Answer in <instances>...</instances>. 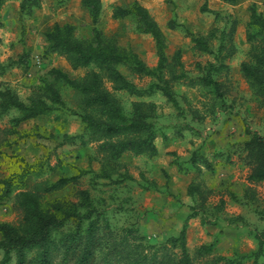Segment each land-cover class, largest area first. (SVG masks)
Here are the masks:
<instances>
[{"label":"rangeland","instance_id":"374dc122","mask_svg":"<svg viewBox=\"0 0 264 264\" xmlns=\"http://www.w3.org/2000/svg\"><path fill=\"white\" fill-rule=\"evenodd\" d=\"M134 1L148 10L161 29L165 37L167 61L172 64L176 52H179L182 70L188 78L202 76L206 64H215L216 61L211 54L198 51L185 30L196 37H204L213 52L221 32L226 37L231 23H234V30L224 39L221 51V54L230 53L222 60L227 69L215 78L221 84L223 100H216L209 87L190 86L182 80H174L170 85L179 105V108H175L159 92L149 98L138 99L112 91L110 84L105 82V87L114 94L125 111L132 101L155 103V121L159 130V136L154 140L157 155L149 157L126 152L118 160L116 171L110 179L92 182L86 175L77 184L67 185L44 196V200L75 202L77 190L87 189L93 205L105 214L111 229L136 228L137 234L149 243H161L165 238L176 235L193 207L198 209V216L188 220L186 229V246L191 255L198 246L213 240L212 256L231 258L249 252L255 247L250 230L264 229V182L251 185L254 197L244 204L230 200L228 193L233 192L241 197L243 189L249 186L246 180L248 169L232 152L236 144L244 139L243 124L264 134V111L251 94L240 71V63L249 58L250 45L245 36L248 8L255 3L263 13L264 0H237L234 4L222 0H100L101 14L96 28L102 34L113 36L119 46L131 50L147 66L153 67L157 57L151 37L136 33L129 18H113L111 15L114 6L126 7ZM204 3L211 12L201 11ZM17 6V0H7L0 9V88L9 87L25 101L32 87L50 68L60 69L71 78L81 77L85 69L72 70L63 56L44 58L41 53L44 45L42 33L55 23L73 25L75 36L80 40L91 38L92 24L80 0H39V7L21 23L24 28L21 41ZM170 20L183 27L168 28L167 22ZM23 48L29 52L28 69H2ZM118 69L138 86L150 81L133 75L125 67ZM175 71L178 73V69ZM168 75L167 70L165 76ZM56 87L65 104L76 109L81 96L60 82L56 83ZM13 114L11 112L0 119V178L18 172L20 159L33 163L48 155L51 156V165L56 163V159L60 165L41 179L53 181L59 176H70L75 173V168L99 171L100 156L95 152V144L82 148L76 144L55 147L61 135H73L79 131V123L74 116L55 113L21 123L18 127L20 130L27 131L37 126L43 136L52 137L18 140L13 144L14 137L5 132L9 126L8 119ZM196 148L213 160L212 173H180L170 164L174 158L172 154L186 159ZM165 176H168L167 183ZM33 181L34 178H30L28 184ZM197 182L206 192L203 208L197 207L196 202L186 194L188 185ZM151 183L156 185V190L150 187ZM13 202L12 195L0 204V221L18 222Z\"/></svg>","mask_w":264,"mask_h":264},{"label":"trees","instance_id":"16d2710c","mask_svg":"<svg viewBox=\"0 0 264 264\" xmlns=\"http://www.w3.org/2000/svg\"><path fill=\"white\" fill-rule=\"evenodd\" d=\"M6 1L0 0V9ZM17 1L16 14L20 22L21 41L24 35L21 23L39 7V0ZM222 1L234 4L237 0ZM80 5L88 13L92 24L91 38L80 40L75 36L73 25L55 23L42 33L44 45L41 53L44 58L63 56L72 70L83 68L85 73L81 77L71 78L60 69L50 68L39 78L38 84L32 87L25 101L9 87L0 88V119L14 113L8 119L9 126L5 132L14 137L12 143L16 144L18 140L52 137L43 136L37 126L27 131L20 130L18 127L21 123L55 113L74 116L79 123V131L73 135H61L55 147L76 144L82 148L95 144V152L100 156V169L95 172L75 168L74 174L49 181L41 177L59 167L58 159L54 165L49 163V155L33 163L20 159L18 172L0 178V204L13 195L12 207L18 215L16 224L0 221V264H264V229L250 230L255 247L249 252L231 258L215 257L211 254L215 246L213 240L198 246L191 255L186 246V229L188 220L198 216V209L193 207L183 219L176 235L165 238L161 243H149L137 234L136 228L118 231L111 229L105 214L93 205L87 189L77 190L75 202L64 199L44 200V196L67 185H75L86 175L92 182L96 179H110L116 171L118 160L126 152L149 157L157 155L158 148L154 140L159 136V130L155 121V103L132 101L130 108L125 111L119 100L105 87V82L110 84L112 91L123 92L138 99L149 98L159 92L175 108H179V105L170 85L174 80H182L190 86L209 87L216 100H223L221 84L215 78L227 69L222 60L230 53L221 54V51L224 39L234 30L233 22L226 37L221 32L213 52L204 37H196L185 30L194 47L200 52L211 54L216 61L215 64H206L202 76L188 78L182 70L179 52H176L172 64L167 61L165 37L148 10L137 1L126 7L114 6L111 15L113 18H129L136 33L151 37L157 57L153 67L147 66L131 50L119 46L113 36L102 34L96 28L101 14L100 0H80ZM200 9L202 12H211L205 3ZM248 11L245 36L250 45L249 58L240 63V71L251 94L264 111V15L255 3L249 6ZM176 26L183 27L173 20L167 22L170 29ZM28 63L29 52L23 48L2 69L16 67L26 71ZM119 67H125L133 75L150 81L144 86H138L124 77ZM167 70L168 77L165 76ZM57 82L81 96L76 109L65 104L56 87ZM242 130L244 139L236 144L232 152L248 169L246 180L249 186L243 189L241 197L233 192L228 193L230 200L238 204L252 200L254 190L251 185L264 182V134L250 129L246 124H243ZM172 155L174 158L170 164L180 173L200 175L203 171H214L213 160L198 148L192 150L186 159ZM165 177L167 183L168 176ZM30 178H34L32 184H28ZM150 187L157 189L154 183ZM186 194L196 202L197 207L203 208L207 197L199 182L190 183Z\"/></svg>","mask_w":264,"mask_h":264},{"label":"crops","instance_id":"0c3cea01","mask_svg":"<svg viewBox=\"0 0 264 264\" xmlns=\"http://www.w3.org/2000/svg\"><path fill=\"white\" fill-rule=\"evenodd\" d=\"M263 14H264V11H263Z\"/></svg>","mask_w":264,"mask_h":264}]
</instances>
